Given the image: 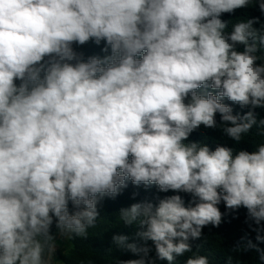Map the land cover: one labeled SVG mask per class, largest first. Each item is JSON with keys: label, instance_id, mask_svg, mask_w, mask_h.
I'll use <instances>...</instances> for the list:
<instances>
[{"label": "clouds", "instance_id": "clouds-1", "mask_svg": "<svg viewBox=\"0 0 264 264\" xmlns=\"http://www.w3.org/2000/svg\"><path fill=\"white\" fill-rule=\"evenodd\" d=\"M252 3L0 0V264H54V218L60 236L86 239L100 200L129 180L193 200L121 209L126 225L139 219L145 243L114 235L140 256L116 264H155L147 241L172 262L241 207L264 242V143L253 152L183 143L201 125L237 144L254 126L264 137L254 111L264 107V23L245 18L226 32L220 18ZM255 3L264 14V0ZM90 40L110 54L85 60L73 44ZM209 87L219 91H198ZM223 98L253 110L234 115ZM249 249L264 261L250 239L233 251ZM186 264L210 262L194 254Z\"/></svg>", "mask_w": 264, "mask_h": 264}, {"label": "trees", "instance_id": "trees-1", "mask_svg": "<svg viewBox=\"0 0 264 264\" xmlns=\"http://www.w3.org/2000/svg\"><path fill=\"white\" fill-rule=\"evenodd\" d=\"M252 17H258L260 22L264 23V14L260 12L255 0L248 7L237 9L231 14L224 13L220 18L223 21H229L225 31L230 32L233 24L238 20ZM254 26L258 28L260 24ZM104 47V41H101L99 45L95 44L92 40L84 45L73 44L74 50L77 53H81L85 60L90 56L103 57L110 54V49L109 53L102 51ZM243 48V45H237L236 50L243 51ZM257 54L264 55V49H261ZM258 63L260 62L258 61ZM198 91L205 94L211 91L213 94H216L219 90H213L209 87L201 88ZM221 102L229 105L233 109L234 115L240 114L242 116L249 110H253L250 106L241 108L239 104L233 103L227 98H223ZM254 111L257 114L258 120L264 119V107L256 108ZM216 120L219 124V113L216 114ZM257 131L258 129L254 126L248 134L243 136L241 142L237 144L227 137L220 128L210 129L201 125L183 143L198 142L201 145H207L210 150H215L219 145L253 152L259 144L264 143V137L257 135ZM127 185L115 198L105 196L100 200L97 205L99 215L95 227L88 229V237L86 239L75 236L68 239V251L59 252L58 254L62 264H116L117 260L139 259L140 256L117 245L112 239L114 235H125L129 238L128 243H136L138 245L145 243L137 236L139 231L144 230L139 223V219L132 225H126L120 219V210L143 201L158 204L159 199L172 195H180L185 202V206H188L189 202L193 200L192 195L189 193L174 192L172 190L161 192L154 184L148 186L141 184L137 186L129 180ZM219 208L222 213L225 212L223 203L219 205ZM69 210L70 212L74 211L71 203H69ZM233 216L236 218H233ZM246 217L247 210L241 207L238 212L225 215L219 227H213L212 225L204 227L200 239L189 241L192 246V252L177 256L172 262L157 259L153 243L147 241V245L151 248L149 256L155 259V264H186V260L194 254L206 256L210 264H228L229 257H231V264H264V261H260L259 253L255 249L239 252L233 251L234 248L245 244L249 239L254 244H257L260 249H264V242L256 241V233L249 227V223L251 222L246 223ZM51 234L54 235L56 241L59 233L55 226V218L51 227Z\"/></svg>", "mask_w": 264, "mask_h": 264}, {"label": "rangeland", "instance_id": "rangeland-1", "mask_svg": "<svg viewBox=\"0 0 264 264\" xmlns=\"http://www.w3.org/2000/svg\"><path fill=\"white\" fill-rule=\"evenodd\" d=\"M69 238L62 237L58 234L56 238V250L54 253V264H62L59 260L58 254L59 252H66L69 249Z\"/></svg>", "mask_w": 264, "mask_h": 264}]
</instances>
